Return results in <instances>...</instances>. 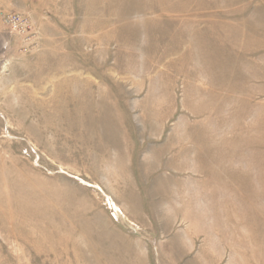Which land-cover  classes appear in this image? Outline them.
<instances>
[{
	"label": "rangeland",
	"instance_id": "1",
	"mask_svg": "<svg viewBox=\"0 0 264 264\" xmlns=\"http://www.w3.org/2000/svg\"><path fill=\"white\" fill-rule=\"evenodd\" d=\"M0 264H264V0H0Z\"/></svg>",
	"mask_w": 264,
	"mask_h": 264
},
{
	"label": "built area",
	"instance_id": "2",
	"mask_svg": "<svg viewBox=\"0 0 264 264\" xmlns=\"http://www.w3.org/2000/svg\"><path fill=\"white\" fill-rule=\"evenodd\" d=\"M1 22L5 25V26H9L11 28L12 31H15L18 29V27H22L23 31L25 32V27L28 28V30H31L33 27V23L30 21L29 17L21 14V13H15V12H2L1 13ZM17 28H12V27H16ZM19 30V29H18ZM20 31V30H19ZM20 33V32H19ZM28 33V31H27ZM21 35H24L22 32L20 33ZM35 39V37H34ZM28 40L33 43V41L28 38Z\"/></svg>",
	"mask_w": 264,
	"mask_h": 264
}]
</instances>
